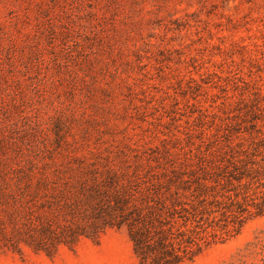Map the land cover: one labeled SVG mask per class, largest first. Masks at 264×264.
Here are the masks:
<instances>
[{
    "label": "rangeland",
    "instance_id": "374dc122",
    "mask_svg": "<svg viewBox=\"0 0 264 264\" xmlns=\"http://www.w3.org/2000/svg\"><path fill=\"white\" fill-rule=\"evenodd\" d=\"M18 2L2 12L25 14L39 39L18 106L0 122V165L50 151H183L201 127L239 120L245 89L250 113L264 108V0ZM0 264L139 261L127 231L109 229L53 257L0 251ZM185 264H264V216Z\"/></svg>",
    "mask_w": 264,
    "mask_h": 264
},
{
    "label": "trees",
    "instance_id": "16d2710c",
    "mask_svg": "<svg viewBox=\"0 0 264 264\" xmlns=\"http://www.w3.org/2000/svg\"><path fill=\"white\" fill-rule=\"evenodd\" d=\"M10 4L19 2L0 0V122L18 106L39 39L25 14L2 12ZM245 90L239 120L201 127L183 151H50L48 161L1 164L0 251L53 257L125 229L139 264H185L240 235L264 216V108L250 113Z\"/></svg>",
    "mask_w": 264,
    "mask_h": 264
}]
</instances>
